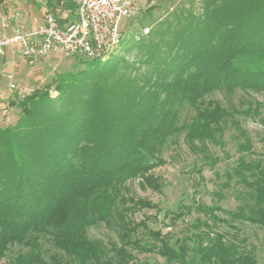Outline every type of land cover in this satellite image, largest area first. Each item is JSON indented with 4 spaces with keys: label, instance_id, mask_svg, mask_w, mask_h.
<instances>
[{
    "label": "trees",
    "instance_id": "trees-1",
    "mask_svg": "<svg viewBox=\"0 0 264 264\" xmlns=\"http://www.w3.org/2000/svg\"><path fill=\"white\" fill-rule=\"evenodd\" d=\"M199 1L158 17L145 38L121 28L114 50L75 56V68L11 102L18 118L0 126V258L19 242L29 249L14 264H46L41 234L74 262L100 264L105 250L85 232L120 209L121 186L161 165L178 132L199 140L221 132L228 114L213 92L264 91V0ZM188 105L195 115L183 122ZM232 171L253 203L233 216L264 226L263 162L240 158ZM200 237L162 242L163 261L138 264H257L220 236Z\"/></svg>",
    "mask_w": 264,
    "mask_h": 264
},
{
    "label": "rangeland",
    "instance_id": "rangeland-1",
    "mask_svg": "<svg viewBox=\"0 0 264 264\" xmlns=\"http://www.w3.org/2000/svg\"><path fill=\"white\" fill-rule=\"evenodd\" d=\"M199 4V0H139L137 13L123 19L120 28L131 33L134 40L145 38L158 17L169 16L181 6L187 10ZM124 56L130 57L128 53ZM76 66L75 56L63 53H51L30 64L16 48L5 47L0 53V126L13 125L18 118L12 101L41 88L55 73ZM49 90L56 95L53 87ZM208 98L228 114L219 123L221 132L206 140L188 139L184 130L172 136L160 153L163 163L148 176L125 182L119 189L120 209L107 221L86 229L85 237L105 250L100 264L117 263L121 256L137 264L163 261L157 254L160 243L173 244L186 236L196 238V233L202 234L198 239L204 243L220 236L225 243L252 253L257 264H264V226L233 216L253 203L232 171L240 158L264 164V91L217 90ZM194 115V108L185 106L181 121L189 122ZM37 239L48 250L44 254L46 264H56L58 254L62 264H78L51 247L48 236L38 234ZM27 249L29 246L19 242L8 246L0 264H14Z\"/></svg>",
    "mask_w": 264,
    "mask_h": 264
},
{
    "label": "built area",
    "instance_id": "built-area-1",
    "mask_svg": "<svg viewBox=\"0 0 264 264\" xmlns=\"http://www.w3.org/2000/svg\"><path fill=\"white\" fill-rule=\"evenodd\" d=\"M76 3L74 19L65 26L59 24L53 13L46 12L31 30L24 27L20 12L9 10L0 19V53L8 46L16 48L30 64L51 53L86 59L102 57L119 42L122 20L133 16L139 8V0H76Z\"/></svg>",
    "mask_w": 264,
    "mask_h": 264
},
{
    "label": "crops",
    "instance_id": "crops-1",
    "mask_svg": "<svg viewBox=\"0 0 264 264\" xmlns=\"http://www.w3.org/2000/svg\"><path fill=\"white\" fill-rule=\"evenodd\" d=\"M76 7V0H0V19L16 10L22 15L24 27L31 30L41 22L44 13L51 12L65 26L74 19Z\"/></svg>",
    "mask_w": 264,
    "mask_h": 264
}]
</instances>
